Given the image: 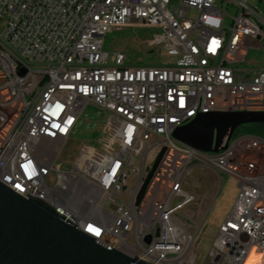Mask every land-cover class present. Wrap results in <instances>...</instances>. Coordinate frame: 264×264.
Returning <instances> with one entry per match:
<instances>
[{
    "label": "built area",
    "instance_id": "obj_1",
    "mask_svg": "<svg viewBox=\"0 0 264 264\" xmlns=\"http://www.w3.org/2000/svg\"><path fill=\"white\" fill-rule=\"evenodd\" d=\"M258 2L0 0V182L65 221L83 217L80 231L122 241L148 264H244L253 250L264 264V156L252 153L261 142L243 136L211 153L172 137L197 114L264 111V66H244L249 43L264 39ZM131 21L154 28L165 59L128 63L115 51L107 64L104 36ZM88 105L108 113L100 139L62 169L56 159ZM193 161L238 180L203 259L178 218L195 198L183 187Z\"/></svg>",
    "mask_w": 264,
    "mask_h": 264
},
{
    "label": "water",
    "instance_id": "obj_2",
    "mask_svg": "<svg viewBox=\"0 0 264 264\" xmlns=\"http://www.w3.org/2000/svg\"><path fill=\"white\" fill-rule=\"evenodd\" d=\"M264 123V111L201 113L176 128L181 143L216 153L227 147L234 129ZM153 162L136 197L145 188L164 153ZM0 264H148L83 233L41 200L25 198L0 182Z\"/></svg>",
    "mask_w": 264,
    "mask_h": 264
},
{
    "label": "rangeland",
    "instance_id": "obj_3",
    "mask_svg": "<svg viewBox=\"0 0 264 264\" xmlns=\"http://www.w3.org/2000/svg\"><path fill=\"white\" fill-rule=\"evenodd\" d=\"M258 5L264 12V0H259ZM2 28L3 24H0V31ZM153 32L154 28L142 22L133 21L119 29H109L103 39V50L109 53L107 64H112L115 51L124 53L128 63L155 64L160 61V55H162L161 60L165 59V53H157L156 48L151 47L150 40ZM249 44L244 66L251 68L264 66V39L259 42L252 41ZM107 116V112L96 107L88 105L84 108L76 127L56 159L62 169L71 167L83 145L97 144ZM243 136L258 139L262 147L252 153L257 157L264 156V123H247L236 127L231 140ZM193 162L195 164L186 174L183 187L195 198L191 204L179 211L178 218L192 230H196L194 253L197 259H203L216 236L218 226L231 209L238 192V180ZM134 182L135 177H130L126 190L131 189ZM123 196L127 198L128 194L124 193Z\"/></svg>",
    "mask_w": 264,
    "mask_h": 264
},
{
    "label": "bare ground",
    "instance_id": "obj_4",
    "mask_svg": "<svg viewBox=\"0 0 264 264\" xmlns=\"http://www.w3.org/2000/svg\"><path fill=\"white\" fill-rule=\"evenodd\" d=\"M215 112H228V111L227 110H215ZM10 189L20 194L21 196L25 197V191H22V189H18V187H11ZM65 222L79 229V227L83 225V217H76V215H69L68 217H66ZM86 234L98 239V233H95V231H86ZM100 241L106 243L105 240H100ZM107 244L122 251V241H114V242H109ZM259 261H260V256L256 254V252L253 250L250 252L244 264H259Z\"/></svg>",
    "mask_w": 264,
    "mask_h": 264
},
{
    "label": "snow or ice",
    "instance_id": "obj_5",
    "mask_svg": "<svg viewBox=\"0 0 264 264\" xmlns=\"http://www.w3.org/2000/svg\"><path fill=\"white\" fill-rule=\"evenodd\" d=\"M94 230V229H93Z\"/></svg>",
    "mask_w": 264,
    "mask_h": 264
}]
</instances>
